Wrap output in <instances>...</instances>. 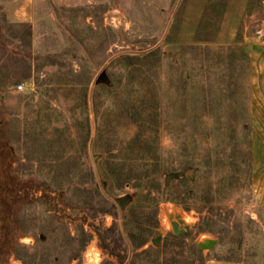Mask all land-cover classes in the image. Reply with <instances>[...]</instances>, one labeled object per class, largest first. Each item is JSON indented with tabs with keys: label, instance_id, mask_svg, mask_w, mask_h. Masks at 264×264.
<instances>
[{
	"label": "rangeland",
	"instance_id": "obj_1",
	"mask_svg": "<svg viewBox=\"0 0 264 264\" xmlns=\"http://www.w3.org/2000/svg\"><path fill=\"white\" fill-rule=\"evenodd\" d=\"M256 40L264 0H0V264H264Z\"/></svg>",
	"mask_w": 264,
	"mask_h": 264
},
{
	"label": "crops",
	"instance_id": "obj_2",
	"mask_svg": "<svg viewBox=\"0 0 264 264\" xmlns=\"http://www.w3.org/2000/svg\"><path fill=\"white\" fill-rule=\"evenodd\" d=\"M262 30V28L260 29ZM250 80L246 106L252 152V204L264 206V40L250 45Z\"/></svg>",
	"mask_w": 264,
	"mask_h": 264
},
{
	"label": "trees",
	"instance_id": "obj_3",
	"mask_svg": "<svg viewBox=\"0 0 264 264\" xmlns=\"http://www.w3.org/2000/svg\"><path fill=\"white\" fill-rule=\"evenodd\" d=\"M248 3H250V1ZM238 45L241 46V43H238ZM241 56H242V54H241ZM248 57H249V63H248V65H249L248 82H249V80H250V64H251V55H250V51L249 50H248ZM235 58H237V56H235V55L232 54L233 62H236L235 61ZM238 63L241 65V67H243V65H244L243 59L242 60L241 59H238ZM82 105H84L86 107L87 101L85 99H84V102L82 103ZM247 105H248V103H247V98H246V106ZM246 106L245 105H242L241 107L243 108V110L244 109L246 110V108H247ZM240 120L242 121V124H244V127L241 128V132H243L242 133V137L244 136V141H246L247 144H248V149L246 150V153H242V149H239V155H238V157L241 156L243 159H245L247 161V163H248V171L250 172V177H249V180L250 181L249 182L251 183V169H252V155L251 154H252V152H251L250 125H249L248 118L245 119L243 117ZM244 141H242V142H244ZM51 150H52V147L49 149V151H51ZM49 153H51V152H49ZM56 158L59 159L58 161H60V163L58 164V167L59 168L55 170L54 174H56L57 176L62 177L64 180H67L68 177L70 176V172L71 171L69 169H65V168L68 167L69 162H70L71 159L69 157H66V154H61L60 157H58V154H57L56 155ZM105 247H107L106 244H105Z\"/></svg>",
	"mask_w": 264,
	"mask_h": 264
},
{
	"label": "water",
	"instance_id": "obj_4",
	"mask_svg": "<svg viewBox=\"0 0 264 264\" xmlns=\"http://www.w3.org/2000/svg\"><path fill=\"white\" fill-rule=\"evenodd\" d=\"M178 4H179V3H178ZM177 6H178V5H177ZM175 10H176V9H175ZM174 13H175V11H174ZM172 19H173V16L171 17V20H172ZM171 20H170V21H171ZM166 51H169V48H168V47L166 48ZM121 53H123V52H121ZM119 54H120V53H117V54L113 55L112 57H110V58L107 60L106 64L109 63V61H110L111 59H113L114 57H116V56L119 55ZM103 70H104V67H103V69H101V71L95 76V78H94L93 81H92L91 87H90V89H89V106H90V114H91L92 129H91V137H90V140H89L88 149H89V153H90L91 158H93V156H92V144H93V140H94V136H95V121H94V114H93V107H92V93H93L94 84L96 83L97 79L102 75ZM93 165H94V168H95V171H96V175H97V179H98V183H99V187H100L101 191H102L107 197L111 198V197L105 192V190H104V188H103V186H102V183H101V180H100L99 175H98V173H97V169H96V166H95V162H94V161H93ZM188 174L191 175V174H192V171H189ZM179 175H182V172H179ZM168 179H169V177L167 178V180H168ZM111 199H113V198H111ZM113 201H114L115 203H117L115 199H113ZM121 229H122V231H123V233H124V235H125V232H124V229H123V226H122V225H121ZM160 240H161V238H160V237H157V238L153 239V243L156 244V243H158ZM129 252H131V245H129Z\"/></svg>",
	"mask_w": 264,
	"mask_h": 264
},
{
	"label": "bare ground",
	"instance_id": "obj_5",
	"mask_svg": "<svg viewBox=\"0 0 264 264\" xmlns=\"http://www.w3.org/2000/svg\"><path fill=\"white\" fill-rule=\"evenodd\" d=\"M181 215H183V214H181ZM184 216H183V218L186 220V222L191 221V219L189 218L191 216H185V217ZM85 259L89 263H96L99 260L98 252L93 248L88 249L85 253Z\"/></svg>",
	"mask_w": 264,
	"mask_h": 264
},
{
	"label": "built area",
	"instance_id": "obj_6",
	"mask_svg": "<svg viewBox=\"0 0 264 264\" xmlns=\"http://www.w3.org/2000/svg\"><path fill=\"white\" fill-rule=\"evenodd\" d=\"M18 88H19V89H22V88H23V85H22V84H19V85H18Z\"/></svg>",
	"mask_w": 264,
	"mask_h": 264
}]
</instances>
